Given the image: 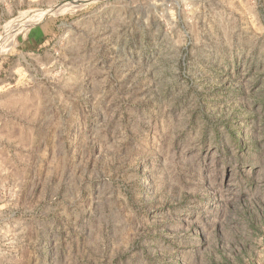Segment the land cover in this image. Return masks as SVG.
<instances>
[{"label": "rangeland", "instance_id": "1", "mask_svg": "<svg viewBox=\"0 0 264 264\" xmlns=\"http://www.w3.org/2000/svg\"><path fill=\"white\" fill-rule=\"evenodd\" d=\"M5 34L0 264H264V0H0Z\"/></svg>", "mask_w": 264, "mask_h": 264}, {"label": "bare ground", "instance_id": "2", "mask_svg": "<svg viewBox=\"0 0 264 264\" xmlns=\"http://www.w3.org/2000/svg\"><path fill=\"white\" fill-rule=\"evenodd\" d=\"M44 14L40 13V14H34V15H27L25 16L24 18L26 19L22 25L21 28H18L17 30V34L21 33V32H25L27 31L30 27H32L33 25L37 24L40 20L43 19V16ZM21 21V22H23ZM12 36L13 34H5L4 37L0 38V48H3L5 47L6 45L10 44L12 42ZM14 38V37H13Z\"/></svg>", "mask_w": 264, "mask_h": 264}]
</instances>
